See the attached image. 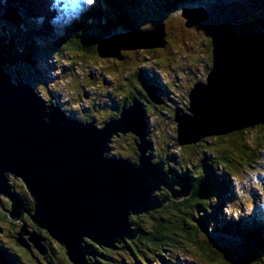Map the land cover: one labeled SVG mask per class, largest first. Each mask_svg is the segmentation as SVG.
Instances as JSON below:
<instances>
[{"label":"water","instance_id":"1","mask_svg":"<svg viewBox=\"0 0 264 264\" xmlns=\"http://www.w3.org/2000/svg\"><path fill=\"white\" fill-rule=\"evenodd\" d=\"M183 17L189 26L205 21L209 13L202 7L185 9ZM164 36L162 23L116 34L103 39L97 53L122 59V49L163 48ZM211 54L205 80L189 92L188 109L175 110L179 146L264 125V32L230 27L214 41ZM148 94L163 104L156 87H149ZM145 109V101L135 100L98 128L94 121L81 123L47 106L30 85L0 77V194L12 201L10 217L15 220L24 207L8 184L12 174L22 179L35 202V224L63 243L75 264H89L88 240L112 248L117 240L136 237L131 215L160 207L156 191H170L178 200L190 196L189 177L153 161ZM118 133L135 136L138 161L110 156L108 144ZM0 264L13 263L0 252Z\"/></svg>","mask_w":264,"mask_h":264},{"label":"trees","instance_id":"2","mask_svg":"<svg viewBox=\"0 0 264 264\" xmlns=\"http://www.w3.org/2000/svg\"><path fill=\"white\" fill-rule=\"evenodd\" d=\"M258 2H263L262 6H260ZM4 3L10 6H19L21 7L20 11L27 6L36 13H44L43 6L38 7V5H41L40 0H0V14H2L1 11L5 8ZM234 3L237 4V6L234 5ZM190 4L207 8L209 22L211 19L208 28H211V26H213V28L206 32V44L204 47H201L199 51L201 56L208 53L207 56L211 58V63L203 67L202 74L204 73V76L200 79L190 81L187 85L188 87L185 88V93L180 94L181 97L186 100L183 106V109L186 110L190 105L189 92L192 86L198 81L205 80L207 76L206 71L211 67V52L214 41L225 29H227L225 27H233L236 31L240 32H255V28L258 27L253 28V22L259 21V17H261L262 22H264V0H96V4L91 6L90 12L81 19V23L79 25L75 23L70 28V33L68 30L67 35L55 37L50 41L51 43L49 46L46 45L43 47L38 45L37 39L40 38L39 35L41 33H46L45 28H48V26L47 24L45 25V22H42L40 25H33L35 29H29L27 33L24 34L27 38L22 36L27 41V45L23 44V46H21L22 39L19 38L21 37V33L15 30H8L5 26L6 23L4 24V22L0 20V75L5 76L8 81H11V79L20 81L22 79L24 82H30L39 87L40 82H38L36 77L38 74L36 61L43 59L44 56L55 52L56 66L59 65L62 73L66 74L69 72L70 74L71 71L74 70L75 65L80 62L81 59L79 56L88 54L89 56L92 55L90 57H95V54L98 55V46L106 37L135 29L145 31L156 26L161 21H173L176 14H181L182 7ZM8 8L9 7H7V9ZM21 14L22 17L23 15H28V10L25 9L21 11ZM248 23L251 24V28L245 25ZM20 24L21 21H12L11 27L6 25L10 28H19ZM29 24L30 19L28 23L24 25L29 26ZM182 28H184V26H182L179 31H182ZM23 29L25 30L27 28ZM258 31L264 32L263 23H260L257 29V32ZM26 46L27 49L25 48ZM136 51L133 53H121L122 60H112L110 58H100L97 60V63L101 66V68H99L100 73L103 72L104 74L105 71H108L109 65L107 64V66L105 65L104 67L102 61L106 63L111 61L114 62V66L112 65L113 68H110L112 72H116L115 74H111L112 87H108V84L104 81L105 77H102L100 82V86L103 90L109 91L112 97V103H109V108H105L110 110L109 112L111 113L115 111V116L110 115V119L113 117L116 118L124 108L132 105L135 100L146 102L145 113L147 117H150L147 110L149 108L148 106H152V103L150 104L151 101H148V94L145 92H148L147 84L150 86L154 84L159 85L158 79L160 77V72H155L153 77L150 78L149 71L144 67L147 65L148 61L144 60L140 62L138 55L141 51ZM144 51V54L155 56L153 60L157 61V63L163 62L160 54H152L156 52H152L151 49H145L143 52ZM163 56L168 59L165 53ZM89 60L91 62H96L95 58H90ZM202 60L201 62L203 63ZM169 69L170 68H168V70ZM168 73L171 74V71ZM133 80H135V82ZM146 80H148V83H145ZM92 83L95 82L92 81ZM172 86L173 80H170L169 87L173 88ZM137 88L140 90L138 91ZM120 90L125 91L123 99H121V95L123 94ZM163 91L164 90H162L161 93L167 94V91H165V93ZM79 93H84L81 87L79 88ZM116 97H119L121 100L115 103ZM46 98L49 103L59 106L57 104L58 99L55 98L52 93L46 94ZM153 104L157 107L159 106L155 103ZM161 106H166L168 110L172 111L167 104ZM94 107L96 106L92 107L93 111H95ZM63 110L65 113L73 116L76 114L75 110L79 112L78 109L74 110L71 106H66ZM85 111L87 114L86 120L96 122L98 113L94 112L90 114L89 110ZM156 113L160 115L159 111H156ZM99 118L101 122H105L103 120L104 117L99 116ZM171 121L172 123L174 122V115L171 117ZM156 127H158V125ZM263 131L264 126L259 125L220 138L216 136L209 137L201 141V144L193 145L192 147L197 150L199 156L203 155V162H199L198 158H194L193 153L188 151L187 146L179 147V149H181L180 151H182L181 155L174 154L169 157L166 155V158H162L161 156L156 157L152 153L153 145L151 144V154L152 157H154L153 161H162L166 169L172 167L176 169L178 173L189 177L193 187L192 194L178 200L172 198L170 191L165 190L164 193L159 190L156 191L154 193L155 197L163 203L160 207L146 212L148 221L152 224V228L147 229L140 220L132 214L130 221L132 227L139 230L138 235L133 238L117 240L112 248H105L92 240H88L91 244L90 249L93 252L90 257H87L89 264H94L95 262L97 264H111V262L115 264H150L147 262L140 249L141 245L143 247L144 244L149 248L142 249L143 251L149 255L154 253L152 255L164 256L161 258L165 260L163 263L166 264H187L179 262V260H177V255L170 257V255H165L164 252L168 249L173 253L177 251V249L183 248L184 245L189 247V251L195 252L204 260H213L214 263L212 264H246L247 260H253V250L257 251L259 256L262 257V253L256 248H258V239L264 243V232L258 233V231H256L258 227L254 223V221L257 223L255 217L252 219L248 217V219L240 220L237 224L234 222L222 226L221 224L228 222V220H225L223 217L224 213L222 208L224 204L218 206L216 209L209 208V205H211L213 201L220 202L224 198L225 200L233 199L234 197L241 196V193H244L246 187L234 191L230 177L238 178V175L243 176V170L249 171L256 165L257 160L260 158L259 151L264 148ZM176 133L174 134L173 141H175ZM248 133L253 138H249L250 135ZM118 134L119 136L124 135L122 133ZM251 140L254 141L253 144L250 143ZM226 141L228 144L225 143ZM202 151L205 152L203 153ZM188 152L191 155H189ZM206 152L212 154V157L206 156ZM135 157L136 158L132 160L138 161L139 153L137 147L135 149ZM9 186L15 190V187L12 185ZM250 192L251 195H248V199L249 201H254L256 199L255 193L253 191ZM204 199L209 201L208 207ZM222 202L224 203V200ZM250 207L252 206L250 205ZM2 215L0 214V222H5V217L7 216L4 214ZM25 218L26 223L34 224V226L32 224V227L29 226L31 229H34L35 222L32 218H30L32 222L29 218ZM8 222L11 224V220ZM14 224L15 227L12 226L11 229L12 234L9 235L8 239L2 240L3 244H5L8 243L11 238L10 244L8 243L6 246L0 244V247L3 248L2 252L6 254L7 258H9L13 264H53L50 260L56 257L55 254L59 256V264H75L68 258L66 246L52 238L49 232L43 228L37 231L42 237V245L46 253L44 254L37 251L34 246H32L29 251H22L17 243V239L13 236L14 231L18 228L15 222ZM214 225H216V227ZM184 240L189 243H185ZM217 241L221 243L237 242L242 244L241 248H235V250H242L245 253V257H243V260H240L235 254L233 256L230 255L228 253L229 248L219 246L218 243H216ZM137 248L140 251L141 257L137 256L135 253ZM123 249L127 251H124L122 254H120V252H115L116 250L123 251ZM17 251L20 256L17 255ZM160 256L158 257L160 258ZM257 264L262 263L258 262Z\"/></svg>","mask_w":264,"mask_h":264},{"label":"rangeland","instance_id":"3","mask_svg":"<svg viewBox=\"0 0 264 264\" xmlns=\"http://www.w3.org/2000/svg\"><path fill=\"white\" fill-rule=\"evenodd\" d=\"M38 1V0H37ZM2 2V1H1ZM237 2V1H234ZM86 3V0L83 1V5ZM260 3V6H262L263 2H258V4ZM5 8L1 11L2 14H0V20L2 22H4V24L6 23L7 25H9L10 27L12 26V20H10L8 13L14 9V7H12V9L10 10V8L7 9V7H9L10 5H7L6 3H4ZM37 5V4H36ZM234 5L237 6V4L234 3ZM259 6V7H260ZM18 11V10H17ZM68 11L73 13L74 12V5L73 3L68 4ZM19 12V11H18ZM4 13V15H3ZM13 13V12H12ZM20 16V13H18V17ZM35 16H38V14H35ZM11 17V16H10ZM22 18L23 22L28 21L29 19L27 18V15H23V17L20 18H16V20H19ZM192 19H194V17H192ZM259 21H254L253 22V28L260 26V23L262 22L261 17L258 18ZM38 22V21H37ZM189 21H186L184 19V17L182 16V14L178 15L176 14V17L174 16V20L172 21H165L163 23H165L167 25V27L165 28V36L163 41L165 42V46L163 48H159V49H151L152 52H156V53H152V54H160L161 55V59L163 62L161 63H157V61H154L153 59L155 58V56L153 57L152 55L149 54H144L145 51L143 52V50L145 49H125V50H121L120 51V56L121 53H133L134 51L138 52V50L141 51V53H139L138 57L140 62L147 60V65H145V69L147 71H149V77L152 78L153 74H155V72H161L165 71L167 72L165 74V85H164V91H167V94L170 92V97L172 98L171 103L172 105H176V106H181L184 105L182 104L183 102L186 103V100L184 98L181 97V93H185V88H187L188 84L190 81H193L194 79H200L201 77L204 76L203 72V67L208 65V63H211V58L208 55V53H205L204 56H201L199 54L200 48L204 47V45L206 44L207 38L206 36V32L213 28V26H211V28H208V26H210V22L208 20V18L206 19V21H203L202 23L199 24H190L188 27L187 23ZM5 24V26L7 27L8 30L10 31H18L20 32V36L19 38L22 39V45L23 44L27 45V41L24 38H27V36L25 37V33H27V31L29 29L34 28L32 23L30 22L29 26H26L24 24H20L19 28H10ZM212 25V24H211ZM247 25L249 28H251V24H245ZM184 26V28H182V31H179V29ZM23 28H27V29H23ZM228 28V27H225ZM255 28V33H261L260 31L257 32V29ZM35 29V28H34ZM56 31L58 33H60L59 28H56ZM183 33V34H182ZM254 33V32H253ZM40 34V33H39ZM184 35V36H183ZM24 36V38L22 37ZM40 38H38V45L40 46H46V45H50V36L49 35H44L43 33H41L39 35ZM162 41V42H163ZM197 41V42H196ZM30 45V44H29ZM27 49V46L25 47ZM37 51V50H35ZM135 52V53H136ZM164 53L166 54V56L168 57V59H166V57H164ZM95 54V53H94ZM137 54V53H136ZM56 53L53 52L50 55H46L44 56L43 59L36 61V68L38 69V74L36 75L38 82H40V90L42 92L45 93L44 89L47 92H51L52 95L58 99V105H61L62 107H66V106H71L74 110L78 109L79 112L76 111V114L79 118H81L82 120H86L87 119V114L85 110H89L90 114L97 112L98 116H97V120L96 122L94 121V125L98 128H101L104 123L101 122V119L99 118V116L104 117L103 120L106 122L110 120V115L115 116V111L114 113L109 112L110 110L105 109V108H109V103H112V97L110 95L109 91H104L103 88L100 86V82H101V78H104V81L108 84V87H112V80H111V74H115L116 72H112L110 70V68L112 69L114 66V62H109L106 63L105 61H102L105 65L107 66V64L109 65V69L108 71H105V74L103 72L100 73V69L101 66L99 63H97L100 58H105V57H101L98 56L97 54H95V57H90L92 55H84V56H79L80 57V62L77 63V65H75L74 70L71 71V73H62L59 68V65L56 66V57H55ZM50 56L51 59L48 57ZM171 56V57H170ZM122 57V56H121ZM158 57V56H157ZM156 57V58H157ZM164 57V58H163ZM90 58H95L96 62H91L89 59ZM110 59H118V58H114V57H107ZM203 59V60H202ZM118 60H122V59H118ZM168 60V63H167ZM201 60L203 61V63L201 62ZM150 61V62H149ZM167 63V65H166ZM94 64H98V65H94ZM113 65V66H112ZM185 66V68H184ZM168 68H170L168 70ZM171 68L175 71L172 72ZM188 70V71H184V70ZM168 70V71H167ZM207 70V69H205ZM171 71V74H169L168 72ZM207 72V71H206ZM200 73V75H199ZM161 77H159L160 80ZM170 80H173V88L169 87V83ZM17 81V80H15ZM22 81V79L20 80ZM92 81H94L95 83H92ZM135 82V80H133ZM162 81V84H164V81ZM18 82V81H17ZM29 83V82H28ZM145 83H148V80H146ZM148 85V84H147ZM82 88L83 90V94L79 93V88ZM107 87V89H108ZM169 88L171 90H169ZM118 89V88H117ZM138 89V88H137ZM180 89V90H178ZM140 89H138L139 91ZM38 91V90H37ZM169 91V92H168ZM120 92L123 94L121 95V99H123L124 95H125V91L120 90ZM79 93V94H78ZM178 93V100H176V94ZM42 94V93H40ZM144 94V93H143ZM163 95V93H162ZM79 96V97H78ZM98 97V99H97ZM100 97V98H99ZM121 99H119V97H116L115 99V103L117 101H120ZM102 103H101V102ZM100 102V103H99ZM148 104V103H147ZM156 104V103H155ZM157 105H161V104H157ZM164 105V104H163ZM95 108V111L92 110V107ZM148 113L150 114V116L152 118H150V138L152 141V145H153V151L152 153L158 157L161 156L162 158L165 157L166 155L172 156L174 154H182V151H180L181 149H179V145L173 141L174 138V134L177 131V124L176 122L171 121V117L174 115L171 113V110H168V108L166 106H156L152 103V106H148ZM157 109H155V108ZM156 111L160 112V115L156 113ZM88 113V112H87ZM158 125V127H156ZM264 126V125H263ZM245 130V129H244ZM243 131V130H241ZM171 132V133H170ZM240 132V131H237ZM264 133V131H263ZM231 134H235V132L233 133H229L227 135H231ZM249 134V133H248ZM254 134V133H253ZM118 135V136H117ZM113 135L110 139V142L108 144L109 148H110V156H121V157H127L130 158L131 160L135 157V149H136V145H135V138L133 134H129L126 133L124 135ZM250 135V134H249ZM225 135L222 136H216L218 138L223 137ZM158 137V138H157ZM215 137V136H214ZM249 138H253L251 135ZM214 139V138H213ZM206 140V139H204ZM226 144L227 141L225 142ZM251 144L254 143V141H250ZM201 144V142H198L197 144H191V145H185L187 146V149L190 153H193L194 158H198L199 162H203L204 160L203 155L198 154L197 150L192 147L193 145H199ZM208 145V144H206ZM186 149V148H185ZM206 149V148H204ZM188 152L189 155H191ZM196 152V153H195ZM203 153L205 151H202ZM187 154V155H188ZM259 155L260 158L257 160L256 165H254L249 171H244L243 170V176L238 175V178H231L232 181V186L234 191L240 190L245 188L244 193H241V196H237L234 197L233 199H229V200H224V203L222 202L223 200H221L220 202H215L213 201L211 203V205H209V208L212 209H216L218 206L224 204L222 210H223V217L225 220H228L227 223H223L221 224L222 226H226L229 223H234L237 224V222H239L240 220H245L246 218L248 219V217H250V219L254 218L256 216V210L254 208V202L253 201H249L248 199V195H251L250 191H253L254 193H258L255 195L261 196L264 195L263 193V188H264V148L261 149L259 151ZM206 156H211L212 154H209L206 152ZM154 158V157H153ZM171 162V161H170ZM197 169V168H196ZM198 172V170H197ZM8 184L12 185L13 187H15V190H13V192L18 195V193H16V191H21V189L25 191H27L26 187H24V183L22 181V179L20 177H15L14 175L10 174L9 175V180H8ZM11 189V187H10ZM13 189V188H12ZM11 189V190H12ZM164 189H161L160 192L164 193ZM28 192V191H27ZM18 197H20L18 195ZM21 198V197H20ZM9 199V197L7 195H5L4 193L0 194V214H4L5 216V222H0V244L2 245H8V243L10 244V240L8 243L3 244V239L6 240V238L8 239L10 233L8 231L9 227H10V223L8 222L9 220H13L12 217H9V212H11L12 210L10 209L9 211H7L5 209V207H7V200ZM204 202H206V205L208 207L209 201L204 199ZM9 204V203H8ZM250 205L252 207H250ZM8 212V213H7ZM251 215V216H250ZM135 216L138 218V220H140V222L147 228V229H151L152 228V224L148 221L147 218V214L146 213H140L139 215L135 214ZM2 217L4 218V216L2 215ZM259 218H261V222L264 223V217L262 215H259ZM222 219V218H221ZM14 221V220H13ZM16 223L19 222L18 224V228L17 230L14 231V235L16 236L17 239H20L21 237L23 239H28L31 236L28 235L27 233H24L25 231L24 229V224L22 223V221H15ZM248 222V221H247ZM245 222V223H247ZM21 223V224H20ZM139 223V222H137ZM28 226L32 227V223H27ZM34 226V225H33ZM216 227V225H214ZM27 228V230L29 232H34L33 234H35V232L37 231V227L35 229H31V228ZM39 227V226H38ZM133 229H137L132 227ZM223 230V227H222ZM17 232V234H16ZM37 235L39 237V239L35 238V236L32 238L31 240H36L37 244L40 242V239H42V237H40L39 232L37 231ZM137 236V235H136ZM259 238V237H258ZM185 243H189L186 240H184ZM33 242V241H32ZM34 243V242H33ZM216 243H218L219 246L225 247V248H229L228 253L230 255H234L240 260H243V257H245V253L242 250H235V248H241L242 244L237 243V242H233V243H221L220 241H217ZM35 244V243H34ZM36 245V244H35ZM258 249L261 253H262V257L259 256L258 252L253 250V260H247L246 264H257L258 262H261L262 264H264V243L262 241H260L258 239ZM104 247V246H103ZM148 247V246H147ZM146 244L141 245V251L143 253V255L145 256L146 260L148 263L150 264H166L163 263L165 262V260H163L164 256H160V258L158 256L152 255L154 253H152L151 255L147 254L145 251H143L142 249H146ZM1 248V247H0ZM107 248V247H105ZM149 248V247H148ZM189 247L184 245L183 248L177 249V251H174L173 253H171L170 250H165V255H170V257H173L175 255H177V260H179V262H183V263H187V264H212L214 263L213 260L212 261H206L204 260L201 256H199L198 254H196L195 252L189 251L188 250ZM181 250V251H178ZM44 251V250H43ZM124 251H127L126 249H123V251L121 250H116L115 252H120V254L124 253ZM145 252V253H144ZM152 252V251H150ZM135 253L137 256H140V251L137 248L135 250ZM173 254V255H172ZM56 257H53L52 260H50V262H52L53 264H59V260H58V255L55 254ZM117 256V255H116ZM167 257V256H166ZM94 264H97L96 262ZM111 264H115L112 263ZM244 264V263H243Z\"/></svg>","mask_w":264,"mask_h":264},{"label":"flooded vegetation","instance_id":"4","mask_svg":"<svg viewBox=\"0 0 264 264\" xmlns=\"http://www.w3.org/2000/svg\"><path fill=\"white\" fill-rule=\"evenodd\" d=\"M154 49H159V48H154ZM151 104V103H150ZM135 137V136H134ZM133 161V160H132ZM134 162H136L135 160H134ZM22 192H20V191H16V193H18V195L22 198V200H23V213L21 212V214H19V216H17L16 218H15V220L13 221H11V224H10V227H9V229H8V231H9V233H10V235L12 234L11 233V229H12V226L13 227H15V224H14V222L15 221H22V223L23 224H25L26 226L24 227V233H27L28 235H30L28 232V230H27V228H29V226H28V224L25 222V220H26V218L25 217H27V218H31V216L33 215V212H34V204H35V202H34V200H33V198L29 195V193L27 192V191H25L24 192V190L22 189L21 190ZM7 200V199H6ZM9 203V204H8ZM7 207H5V209L7 210V211H9L10 209H12L11 207H12V201H11V199H8L7 200ZM8 213V212H7ZM10 217V216H9ZM30 221L32 222V220L30 219ZM16 223V222H15ZM17 225L19 224V222L18 223H16ZM21 224V223H20ZM33 224V223H32ZM16 225V226H17ZM34 225V224H33ZM37 227V230L38 229H40V227H38V225H36L35 224V227H34V229ZM37 232V231H36ZM16 234H17V232H16ZM31 236V235H30ZM32 237V236H31ZM31 237L30 238H26V239H23L22 237H21V239L22 240H24V241H21L20 239H17V237L15 236V238L17 239V243L19 244V247L21 248V250L22 251H24V250H31V247L32 246H34V247H36L35 249H37V251H40L41 253H46V251L43 249V245H42V239H40V242L37 244V243H35V241L32 239V241L36 244H34L32 241H30L31 240ZM37 237H38V235H37ZM41 237V236H40ZM22 242V243H21ZM39 246V247H38ZM44 250V251H43ZM0 251H3V248H0ZM17 255H19V252L17 251ZM67 255V254H66ZM20 256V255H19ZM68 256V255H67ZM69 258V257H68Z\"/></svg>","mask_w":264,"mask_h":264},{"label":"clouds","instance_id":"5","mask_svg":"<svg viewBox=\"0 0 264 264\" xmlns=\"http://www.w3.org/2000/svg\"><path fill=\"white\" fill-rule=\"evenodd\" d=\"M41 2V1H40ZM149 137H150V134H149ZM150 140H151V138H150ZM12 189V188H11ZM13 190V189H12ZM264 217V216H263ZM261 218H258V220H257V230L258 229H260L259 231H261V232H264V223H262L261 221ZM0 252H2V251H0ZM4 253V252H3ZM5 254V253H4ZM6 255V254H5ZM8 260L10 261V262H12L9 258H8ZM13 263V262H12Z\"/></svg>","mask_w":264,"mask_h":264},{"label":"bare ground","instance_id":"6","mask_svg":"<svg viewBox=\"0 0 264 264\" xmlns=\"http://www.w3.org/2000/svg\"><path fill=\"white\" fill-rule=\"evenodd\" d=\"M11 12H13V15H17L18 16V12L17 9H12ZM49 58L51 59V57L49 56ZM175 122V121H174ZM171 133V132H170ZM158 138V137H157ZM109 152V151H108ZM30 233V232H29ZM31 234V233H30ZM32 237L34 236L33 234H31Z\"/></svg>","mask_w":264,"mask_h":264},{"label":"snow or ice","instance_id":"7","mask_svg":"<svg viewBox=\"0 0 264 264\" xmlns=\"http://www.w3.org/2000/svg\"><path fill=\"white\" fill-rule=\"evenodd\" d=\"M86 2H87V3H92V2H93V0H86Z\"/></svg>","mask_w":264,"mask_h":264},{"label":"built area","instance_id":"8","mask_svg":"<svg viewBox=\"0 0 264 264\" xmlns=\"http://www.w3.org/2000/svg\"><path fill=\"white\" fill-rule=\"evenodd\" d=\"M183 104H185V102H183Z\"/></svg>","mask_w":264,"mask_h":264}]
</instances>
